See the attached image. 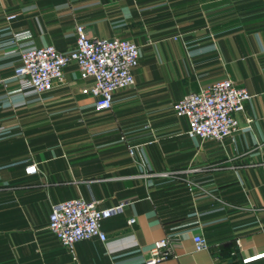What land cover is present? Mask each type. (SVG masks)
<instances>
[{"label": "crops", "instance_id": "0c3cea01", "mask_svg": "<svg viewBox=\"0 0 264 264\" xmlns=\"http://www.w3.org/2000/svg\"><path fill=\"white\" fill-rule=\"evenodd\" d=\"M77 25L137 46L134 85L94 113L70 63L31 101L47 109L43 127L0 138V264H146L145 250L166 237L172 254L154 264H242L264 253V0H0V45L27 31L16 42L65 52ZM13 50L0 47V86L11 88ZM222 79L251 96L237 131L189 138L171 103ZM71 199L123 203L100 223L105 242L68 251L47 231L50 207ZM196 235L207 251L194 249Z\"/></svg>", "mask_w": 264, "mask_h": 264}, {"label": "built area", "instance_id": "2783aa9c", "mask_svg": "<svg viewBox=\"0 0 264 264\" xmlns=\"http://www.w3.org/2000/svg\"><path fill=\"white\" fill-rule=\"evenodd\" d=\"M14 16L6 17V20ZM73 47L59 52L50 45L35 47L28 40L16 42L18 38H27L28 32L21 31L2 42L13 48L17 65L13 67V77L20 91L39 96L49 92L63 80L64 68L72 63L80 80L87 82L84 93L90 96L91 110L94 113L108 111L113 103L116 91L129 89L134 85L133 71L140 57L137 46L120 38L91 39L82 26L73 29ZM1 43V44H2ZM251 96L236 88L228 79L211 83L198 92L187 93L171 104L175 117L186 120V135L189 138L219 142L231 137L237 131L235 115L242 113L244 104ZM36 172L34 165L24 168V174ZM144 177H151L144 174ZM166 177L164 174L157 175ZM123 206L119 203L108 209H97L93 201L71 199L50 207L47 217V231L54 236L60 246L71 251L76 242L96 238L105 242L106 237L100 230V223L118 213ZM133 219H128L131 225ZM173 240L164 238L153 242L145 250V263L154 264L172 254ZM196 251H207L208 244L199 235L192 237ZM264 257V253L241 260L250 263Z\"/></svg>", "mask_w": 264, "mask_h": 264}, {"label": "rangeland", "instance_id": "374dc122", "mask_svg": "<svg viewBox=\"0 0 264 264\" xmlns=\"http://www.w3.org/2000/svg\"><path fill=\"white\" fill-rule=\"evenodd\" d=\"M0 47H4L3 43ZM8 79L11 83V88L5 82H2L0 86V138L6 137V133H10L11 129L14 133L22 131L26 136L33 135L43 127L42 125L45 123L43 117H45L44 115L47 113V109L42 106L39 107L38 103L37 107L35 104H31V101H36L40 97L38 98V96L29 95L24 91H20L13 77V67L10 78ZM47 130L42 128L41 132ZM50 138L49 136H45L41 140L44 143H49Z\"/></svg>", "mask_w": 264, "mask_h": 264}, {"label": "trees", "instance_id": "16d2710c", "mask_svg": "<svg viewBox=\"0 0 264 264\" xmlns=\"http://www.w3.org/2000/svg\"><path fill=\"white\" fill-rule=\"evenodd\" d=\"M231 252H232V251H231ZM233 256H234V257H235V256H237V255H236V252H235V253H233ZM234 257H232V258H234Z\"/></svg>", "mask_w": 264, "mask_h": 264}]
</instances>
